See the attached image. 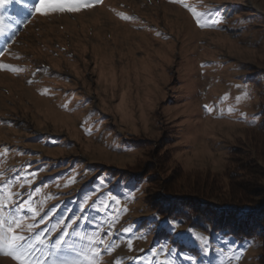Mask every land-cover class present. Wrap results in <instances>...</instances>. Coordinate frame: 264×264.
I'll use <instances>...</instances> for the list:
<instances>
[{"label": "rangeland", "instance_id": "1", "mask_svg": "<svg viewBox=\"0 0 264 264\" xmlns=\"http://www.w3.org/2000/svg\"><path fill=\"white\" fill-rule=\"evenodd\" d=\"M184 3L211 10L205 27L173 0L26 21L14 5L0 10L11 25L0 63L21 69L0 70V189L14 194L5 214L34 225L22 234L41 264L101 236L116 246L95 245L98 264H253V240L213 239L151 208L153 177L176 174L184 193L215 179L225 197L226 168L264 153V0ZM0 264L17 262L0 254Z\"/></svg>", "mask_w": 264, "mask_h": 264}, {"label": "trees", "instance_id": "2", "mask_svg": "<svg viewBox=\"0 0 264 264\" xmlns=\"http://www.w3.org/2000/svg\"><path fill=\"white\" fill-rule=\"evenodd\" d=\"M260 116L264 118V105ZM243 157L226 168L229 183L225 197H220L222 188L211 178L202 181L208 192L200 193L199 187L195 186L197 182H193L186 189V195L182 188H175L176 174H170L167 179H150L149 182L161 191L155 196L157 200L151 202V208L167 220H184L189 227L203 231L213 239L253 240L259 248L253 264H264V153Z\"/></svg>", "mask_w": 264, "mask_h": 264}, {"label": "snow or ice", "instance_id": "3", "mask_svg": "<svg viewBox=\"0 0 264 264\" xmlns=\"http://www.w3.org/2000/svg\"><path fill=\"white\" fill-rule=\"evenodd\" d=\"M102 2L103 0H0V10H6L9 6L14 5L17 13L23 16L24 21H26L28 16L36 13L47 15L53 12H78L83 9L95 7ZM173 2L183 4V6L192 13L198 26H206V18L211 16V10L199 12L195 8L190 7L187 3H184V0H173ZM117 15L124 20L132 19V17L123 13H117ZM24 21L17 19L15 22L22 23ZM217 22L216 20H211L212 24ZM10 27L11 25H5V16L2 14V11H0V36L5 35L6 28ZM0 70L20 71L21 69L0 63ZM237 99L239 100V97ZM205 107L208 111H212L211 107L207 105ZM10 203H15L14 194L11 192V189H0V254L10 256L17 264H41L40 260L34 256L36 248L31 243L32 237H26L22 234L25 228L30 231L34 225H25L23 223L25 219L24 216L6 215L4 210L6 207H9ZM16 207L21 210L23 209V205H16ZM29 210L32 211L34 215L36 214L35 209ZM68 227L71 228L72 225L69 224ZM18 229L20 231H17ZM124 231H128V229ZM68 235L69 233L65 232L64 236L57 241V249L61 252H63L61 245L63 244L64 237ZM194 238L201 244L207 243V238L203 235L196 234ZM36 239H39V236H36ZM90 245L93 246H90L87 252L83 250L80 252L69 250L65 253L66 258L59 260V264H98V257L102 253L100 248L95 245L103 246L104 252H108L116 246L111 241L105 242L102 236L99 238H92L90 240ZM129 247H131V242H129ZM81 257H83V259ZM43 264H47V261L45 260ZM117 264H119V262H117ZM168 264H172V262L169 261Z\"/></svg>", "mask_w": 264, "mask_h": 264}]
</instances>
